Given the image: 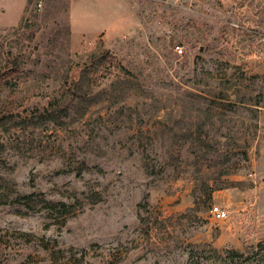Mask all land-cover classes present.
Masks as SVG:
<instances>
[{"label": "rangeland", "instance_id": "rangeland-1", "mask_svg": "<svg viewBox=\"0 0 264 264\" xmlns=\"http://www.w3.org/2000/svg\"><path fill=\"white\" fill-rule=\"evenodd\" d=\"M37 1H0V264H264V0Z\"/></svg>", "mask_w": 264, "mask_h": 264}, {"label": "built area", "instance_id": "built-area-1", "mask_svg": "<svg viewBox=\"0 0 264 264\" xmlns=\"http://www.w3.org/2000/svg\"><path fill=\"white\" fill-rule=\"evenodd\" d=\"M2 1V0H0ZM38 6L41 7L43 5V1L42 0H38ZM210 213L213 217L214 220L216 221H225L228 217H229V213L228 211H226L225 209H223L220 206H212Z\"/></svg>", "mask_w": 264, "mask_h": 264}, {"label": "crops", "instance_id": "crops-1", "mask_svg": "<svg viewBox=\"0 0 264 264\" xmlns=\"http://www.w3.org/2000/svg\"><path fill=\"white\" fill-rule=\"evenodd\" d=\"M2 1H5V0H2ZM5 7H6V8H5ZM6 9H9V6H8V5L4 6L3 4H0V17L3 16V14H1V10L3 11V13H5ZM23 12H24V11H22V13L20 14V17H19L18 20L15 22L16 25H11V26H9L8 24H5V23H3V22H0V28H7V27H14V26H17V25L19 24V22L21 21V18H22Z\"/></svg>", "mask_w": 264, "mask_h": 264}, {"label": "trees", "instance_id": "trees-1", "mask_svg": "<svg viewBox=\"0 0 264 264\" xmlns=\"http://www.w3.org/2000/svg\"><path fill=\"white\" fill-rule=\"evenodd\" d=\"M64 207H65V205H64ZM231 255H232L233 258L237 257L239 259H243L244 263L250 262L253 259V256L245 257L244 254H240L239 252H232Z\"/></svg>", "mask_w": 264, "mask_h": 264}]
</instances>
